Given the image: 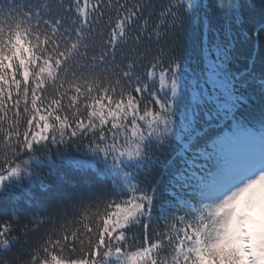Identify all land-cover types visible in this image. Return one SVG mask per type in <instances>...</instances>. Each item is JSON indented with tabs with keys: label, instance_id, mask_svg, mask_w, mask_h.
Segmentation results:
<instances>
[{
	"label": "snow or ice",
	"instance_id": "snow-or-ice-1",
	"mask_svg": "<svg viewBox=\"0 0 264 264\" xmlns=\"http://www.w3.org/2000/svg\"><path fill=\"white\" fill-rule=\"evenodd\" d=\"M251 48L264 0H0V264H264Z\"/></svg>",
	"mask_w": 264,
	"mask_h": 264
},
{
	"label": "trees",
	"instance_id": "trees-1",
	"mask_svg": "<svg viewBox=\"0 0 264 264\" xmlns=\"http://www.w3.org/2000/svg\"><path fill=\"white\" fill-rule=\"evenodd\" d=\"M248 2H250V3L254 4V5H256L257 8H258L259 5H260V0H248ZM184 55H185V57H187V51H185ZM249 55H255V56H256V59H257V63H258V62H259V56H260V55H264V52L258 53V51H257L256 48H251V49L249 50ZM246 63H247V60H241V61L238 63L237 67H238L241 71H243V70H244V65H245Z\"/></svg>",
	"mask_w": 264,
	"mask_h": 264
},
{
	"label": "rangeland",
	"instance_id": "rangeland-1",
	"mask_svg": "<svg viewBox=\"0 0 264 264\" xmlns=\"http://www.w3.org/2000/svg\"><path fill=\"white\" fill-rule=\"evenodd\" d=\"M257 215H259V214L257 213Z\"/></svg>",
	"mask_w": 264,
	"mask_h": 264
}]
</instances>
